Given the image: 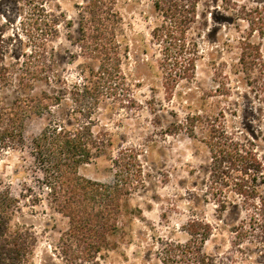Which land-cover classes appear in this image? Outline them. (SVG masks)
I'll return each instance as SVG.
<instances>
[{"label":"rangeland","instance_id":"1","mask_svg":"<svg viewBox=\"0 0 264 264\" xmlns=\"http://www.w3.org/2000/svg\"><path fill=\"white\" fill-rule=\"evenodd\" d=\"M88 1L46 4L58 22L51 43L56 68L69 83L99 66L78 46ZM111 1L101 28L111 38L105 44L120 54L124 84L112 81L113 91H104L93 128L106 141L78 171L101 183L128 178L133 185L119 215V246L100 263L264 264V252L236 238L232 228L251 217L264 223V0H176L189 11L176 23L166 0ZM20 15L31 27L19 23ZM35 19L29 6L0 0V25L12 38L11 54L19 53L21 28L37 26ZM186 56L193 58V73L184 72ZM16 85L0 86L5 103L25 95ZM59 89L37 82L31 94H64ZM71 103L65 97L53 113L65 116ZM52 120L49 113L33 115L22 137L0 149V190L19 201L14 222L35 236L34 264H60L55 252L69 227V219L53 208L34 162L33 138ZM211 125L226 126L251 153L246 173L233 172L228 161L215 165L207 144ZM215 168L226 176L221 185L212 184ZM234 177L244 178L248 199L235 191ZM193 220L199 225L190 226Z\"/></svg>","mask_w":264,"mask_h":264},{"label":"trees","instance_id":"2","mask_svg":"<svg viewBox=\"0 0 264 264\" xmlns=\"http://www.w3.org/2000/svg\"><path fill=\"white\" fill-rule=\"evenodd\" d=\"M47 2L17 0V3L29 6L35 20H39L37 26H42L39 28L32 24V28H21L24 39L20 40L18 54H11L12 38L5 37L6 28L0 25V86L10 87L16 82V87L26 92L10 104L0 98V149L11 147L22 137L26 122L33 115H53V120L33 138L32 144L34 162L43 174L40 182L48 189L53 208L69 219V227L61 236L55 254L60 264H101V257L119 246L120 241L116 237L119 215L126 207L133 185L128 178L117 179L114 184L101 183L79 175L78 171L82 164L93 159L106 141L104 134L95 132L93 128L104 91L110 89L108 85L112 81L115 85L124 84L120 54L117 47L105 44L111 38L107 37L109 31L101 28L102 18L111 14L109 4L112 1L89 0L83 7L87 15L81 22L78 46L83 56L98 60L99 66L82 70L80 80L72 83L61 79L56 68L59 58L51 43L57 38L58 22L51 16ZM165 3L175 23L182 17H189L185 4L181 6L176 0H166ZM25 19V15H20L19 23L31 27ZM186 59L184 72L193 73V58L186 56ZM37 82L56 86L64 90V94L49 90H43L39 95L31 94ZM111 91L113 89L109 93ZM65 97L71 100V108L60 117L53 112L55 107L62 105ZM209 130L207 144L215 165L223 160L229 162L233 172L248 171L251 153L235 141L233 133L221 125H211ZM218 173V168H215L212 184L221 185L226 178L224 172ZM234 180L235 191L248 199L250 194L245 190L248 186L244 178L234 177ZM19 211V201L11 192L0 190V264H34L36 239L28 226L14 222ZM198 225L193 220L190 226ZM232 228L236 238H246L264 252V223L259 226L251 217L249 221L232 224ZM188 232L198 237L195 230L189 228ZM208 237L203 236L202 241ZM163 263L167 264L166 261Z\"/></svg>","mask_w":264,"mask_h":264}]
</instances>
